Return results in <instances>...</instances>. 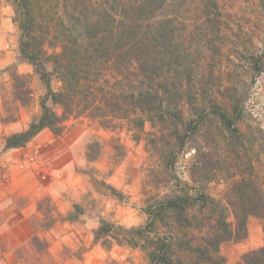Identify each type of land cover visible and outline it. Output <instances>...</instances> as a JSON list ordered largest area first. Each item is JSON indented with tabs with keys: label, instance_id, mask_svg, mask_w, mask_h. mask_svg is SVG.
<instances>
[{
	"label": "rangeland",
	"instance_id": "374dc122",
	"mask_svg": "<svg viewBox=\"0 0 264 264\" xmlns=\"http://www.w3.org/2000/svg\"><path fill=\"white\" fill-rule=\"evenodd\" d=\"M10 2L0 0V264H146L139 247L111 236L96 240V230L107 223L118 236L123 228L144 226L149 200L195 186L199 153L215 145L207 140L220 122L211 118L192 132L198 116L174 99L171 106L180 102L182 115L163 120L156 113H109L98 102L69 114L48 97L62 88L46 58L59 49L46 42L36 67L23 58ZM220 4L226 30L215 50L217 100L228 108L235 98L237 124L251 139L241 160L264 174V0ZM118 67L115 62L106 73L114 89ZM44 101L57 133L44 127L23 145L6 147L8 137L38 122ZM230 180L218 176L207 190L227 200ZM261 247L262 222L250 216L246 235L222 242L220 253L236 264Z\"/></svg>",
	"mask_w": 264,
	"mask_h": 264
},
{
	"label": "trees",
	"instance_id": "16d2710c",
	"mask_svg": "<svg viewBox=\"0 0 264 264\" xmlns=\"http://www.w3.org/2000/svg\"><path fill=\"white\" fill-rule=\"evenodd\" d=\"M10 1L23 58L36 67L46 42L59 49L46 58L62 88L48 97L69 114L98 102L109 113H156L163 120L181 116L184 100L198 116L192 132L211 118L221 124L207 140L215 145L199 153L195 186L149 200L144 226L121 228L112 236L114 226L102 223L95 239L111 236L139 247L146 264H227L220 253L222 242L244 237L250 216L259 218L264 228V174L254 162L241 160L251 139L237 124L235 98L228 108L217 100L215 50L226 30L220 0ZM115 62L117 89L106 80ZM173 99L179 104L171 106ZM41 107L38 122L8 137L6 147L23 145L44 127L57 133L45 101ZM255 145L252 138L251 147ZM218 176L231 177L227 200L207 190ZM236 264H264V247L244 253Z\"/></svg>",
	"mask_w": 264,
	"mask_h": 264
}]
</instances>
